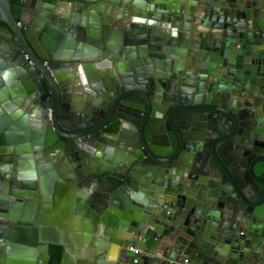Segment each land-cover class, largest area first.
Returning <instances> with one entry per match:
<instances>
[{
	"label": "water",
	"instance_id": "obj_1",
	"mask_svg": "<svg viewBox=\"0 0 264 264\" xmlns=\"http://www.w3.org/2000/svg\"><path fill=\"white\" fill-rule=\"evenodd\" d=\"M11 1L0 264H264V0Z\"/></svg>",
	"mask_w": 264,
	"mask_h": 264
},
{
	"label": "crops",
	"instance_id": "obj_2",
	"mask_svg": "<svg viewBox=\"0 0 264 264\" xmlns=\"http://www.w3.org/2000/svg\"><path fill=\"white\" fill-rule=\"evenodd\" d=\"M57 198L59 199L58 205H59L60 208H62L64 206L65 195L61 194V192L58 191L57 192ZM59 211H60V209H59ZM47 223L48 222H46V224ZM48 237L49 238L44 242L45 244H43V245L46 248L48 246H51L52 248H54V247L58 248L57 245L56 246L53 245V243L51 241V236L49 235ZM48 243H50V245H48ZM52 248L49 249V251H47L46 253L43 254V258H44L45 262H49L51 260L52 262H55L57 264H63L64 263V255H63V253L61 252V254H59L58 250H57V252H55V250H53Z\"/></svg>",
	"mask_w": 264,
	"mask_h": 264
},
{
	"label": "flooded vegetation",
	"instance_id": "obj_3",
	"mask_svg": "<svg viewBox=\"0 0 264 264\" xmlns=\"http://www.w3.org/2000/svg\"><path fill=\"white\" fill-rule=\"evenodd\" d=\"M42 1H44V2H46V3H51V4H53V3H55V1H57V0H42ZM20 2H21V0H20ZM19 2V3H20ZM17 5H19V4H14V6H13V9L14 10H16L14 7L15 6H17ZM17 11V10H16ZM18 14V12H16V14L15 15H17ZM1 26V25H0Z\"/></svg>",
	"mask_w": 264,
	"mask_h": 264
},
{
	"label": "trees",
	"instance_id": "obj_4",
	"mask_svg": "<svg viewBox=\"0 0 264 264\" xmlns=\"http://www.w3.org/2000/svg\"><path fill=\"white\" fill-rule=\"evenodd\" d=\"M20 0H12L11 3H12V6H14V4H19ZM12 12L13 14L15 15L16 14V10L12 9Z\"/></svg>",
	"mask_w": 264,
	"mask_h": 264
},
{
	"label": "built area",
	"instance_id": "obj_5",
	"mask_svg": "<svg viewBox=\"0 0 264 264\" xmlns=\"http://www.w3.org/2000/svg\"><path fill=\"white\" fill-rule=\"evenodd\" d=\"M132 252H134V253H136L137 252V250H135V249H130Z\"/></svg>",
	"mask_w": 264,
	"mask_h": 264
}]
</instances>
